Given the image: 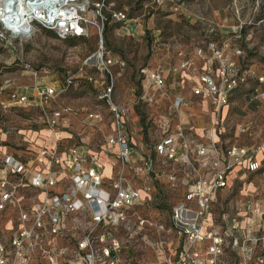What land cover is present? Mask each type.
<instances>
[{
    "label": "built area",
    "instance_id": "1",
    "mask_svg": "<svg viewBox=\"0 0 264 264\" xmlns=\"http://www.w3.org/2000/svg\"><path fill=\"white\" fill-rule=\"evenodd\" d=\"M39 1L40 6L30 12L26 25L34 20L51 28L58 37L87 34L91 15L104 4V0ZM115 14L124 17L122 11ZM5 29L14 35L28 31L7 24ZM238 38V29L231 26L223 41H202L194 51L198 72L187 79L185 91L169 84L168 74L161 67L140 68L146 83L133 102L163 103L165 109L163 116L155 120L159 135L150 138L147 145L131 141L126 125L129 106L112 99V79L97 90L96 96L107 103L109 129L95 147L79 134L69 132L74 141L61 138L67 131L66 116L75 109L68 104L49 103L67 87L68 80L10 87L7 100L37 104L44 126L41 135L29 137L34 142L19 148L20 154L0 153V212L7 208L13 211L0 232V264H157L152 256L131 258L122 251L117 231L130 218L136 219L134 209L145 201V193L126 180L158 170L154 159L187 162L190 144L184 129L188 104L192 100L205 101L211 116L217 118L230 95L253 77L252 70L241 63V49L234 42ZM121 62L118 55L106 52L101 67L107 69ZM257 82L259 86L247 89L249 101L264 97V74ZM86 116L94 124L100 119L95 111H88ZM247 128L240 125L238 129ZM193 149L202 172L188 184L181 201L159 208V219L167 218V225L177 234L176 248L163 264H225V244L237 255V264H264V205L258 199H244L236 207L243 216L240 220L232 217L223 225L213 223L210 217L215 191L228 184L232 173L238 168L249 173L260 168L262 157L258 152L264 153V138L252 148L235 142L218 144L208 136ZM75 213L85 214L84 221H73L70 215ZM159 226L163 228L164 224ZM69 229L73 231L62 245L64 231ZM76 229L81 232L76 233Z\"/></svg>",
    "mask_w": 264,
    "mask_h": 264
},
{
    "label": "rangeland",
    "instance_id": "2",
    "mask_svg": "<svg viewBox=\"0 0 264 264\" xmlns=\"http://www.w3.org/2000/svg\"><path fill=\"white\" fill-rule=\"evenodd\" d=\"M19 4L17 0H1L2 7L8 9L6 13L17 10ZM118 10L124 17L115 14ZM223 13L229 15L232 26L239 31L234 42L240 46L242 65L252 70L253 77L230 95L217 118L201 113L202 105L193 102L184 129L190 144L187 162L154 159L158 170L126 180L145 193V201L135 207L136 219L130 218L117 231L123 242L122 251L131 258L152 256L155 263L163 264V259L176 248L177 234L167 225V218L159 219V208L181 201L188 184L202 172L196 161L195 144L211 136L218 144L235 142L254 148L264 138V97L247 99V89L259 86L257 79L264 74V0H104L99 11L91 15L92 23L82 36L58 37L51 28L34 20L25 34L14 35L0 20V153L20 154L19 148L34 142L29 137L41 135L44 126L37 104H14L7 100L10 87L68 80L67 87L49 106L70 105L75 113L66 116L65 130L99 143L109 129L107 103L96 96L101 85L112 79V99L131 106L136 93L145 86L141 67L157 65L164 73L174 69L181 76H193L199 67L196 47L205 39L223 41L228 35L230 27L219 24V15ZM130 22L141 30L133 32L126 25ZM106 52L118 55L122 62L102 68L101 58ZM88 111L99 113L96 124L86 116ZM164 112L163 103L133 106L128 118L130 128L135 126L137 142L147 145L150 138L159 135L155 120ZM240 125L248 126L247 130L239 131ZM258 155L262 158L257 171L233 176L225 187L215 191L210 211L213 223L224 225L232 217L243 218L236 207L244 199L264 202V153ZM12 214L11 208L0 212V232L5 230ZM70 216L77 222L85 219L82 213ZM71 231H64L62 245ZM75 232L80 233L81 229ZM223 255L225 264H237V255L227 244Z\"/></svg>",
    "mask_w": 264,
    "mask_h": 264
},
{
    "label": "crops",
    "instance_id": "3",
    "mask_svg": "<svg viewBox=\"0 0 264 264\" xmlns=\"http://www.w3.org/2000/svg\"><path fill=\"white\" fill-rule=\"evenodd\" d=\"M220 17H219V19H220V23L219 24H221V25H224V26H226L227 28L228 27H231L233 24V21H232V19L229 17V15H227L226 13H223V14H221V15H219ZM126 25H128V28H130V29H132V31L133 32H139L141 29H140V27L139 26H137V25H135V23H129V24H126ZM166 75L168 74V76H167V81H168V83L169 84H173L174 85V87H178L181 91H185V82L187 81V79L188 78H190V77H194V76H181V74H178L177 72H172V71H166V73H165ZM145 80V79H144ZM173 82V83H172ZM145 83H146V80H145ZM193 102L194 103H199V104H201L202 105V112L201 113H203V114H205V115H211V110H210V107L207 105V103L205 102V101H198V100H192L189 104H188V106L186 107V116H187V121H189V116H190V110L188 111V109L190 108V107H192V105H193ZM134 104V105H133ZM141 103H138V104H136V103H132V105L130 106L129 105V110H128V113H127V115H126V125H127V129H128V131L130 132V138H131V141L133 142V143H135V144H140L139 142H137L136 141V135H135V126H133V129H131L130 128V121H129V118H128V116H129V113L130 112H132V110H133V106H139ZM152 107H154V106H152ZM153 109V108H152ZM224 110V109H223ZM75 113V112H74ZM71 116H73V113H71L70 114ZM206 138L207 137H204V138H202L203 140L202 141H205L206 140ZM214 138V137H213ZM85 141L87 142V144L89 145V146H93V147H95V145H97V143L96 142H92V141H89L88 139H86L85 138ZM201 141V142H202ZM98 146V145H97ZM102 159L103 160H105L106 159V157H105V155H103L102 154ZM245 171L242 169V168H238V170L236 171V172H234V173H232V177L233 176H239V177H241V173L243 174ZM231 177V178H232ZM230 178V179H231ZM230 182V180L228 181V183ZM225 187V186H224ZM223 187H221L220 189H222ZM219 190V189H218ZM261 205H264V202H261Z\"/></svg>",
    "mask_w": 264,
    "mask_h": 264
},
{
    "label": "bare ground",
    "instance_id": "4",
    "mask_svg": "<svg viewBox=\"0 0 264 264\" xmlns=\"http://www.w3.org/2000/svg\"><path fill=\"white\" fill-rule=\"evenodd\" d=\"M17 1H18V3H20L19 7L15 8L17 10L13 11L12 13L11 12L6 13V11H8V9H5L2 7L1 0H0V20H2L5 25L7 24V25L12 26V27L16 26V28H19L22 31L26 32L27 30L30 29V26L26 25V20H27V16H28L26 11H28V12L32 11L33 12L34 7L40 6V1L39 0H31L26 4L24 2L26 0H17ZM98 54L100 55V53H98Z\"/></svg>",
    "mask_w": 264,
    "mask_h": 264
},
{
    "label": "trees",
    "instance_id": "5",
    "mask_svg": "<svg viewBox=\"0 0 264 264\" xmlns=\"http://www.w3.org/2000/svg\"><path fill=\"white\" fill-rule=\"evenodd\" d=\"M61 138H65L68 141H74L73 136L71 135V133H69V131L63 132V134H61Z\"/></svg>",
    "mask_w": 264,
    "mask_h": 264
}]
</instances>
